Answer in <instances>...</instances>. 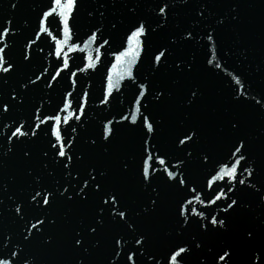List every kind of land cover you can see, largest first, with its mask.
I'll return each instance as SVG.
<instances>
[{
	"label": "water",
	"instance_id": "obj_1",
	"mask_svg": "<svg viewBox=\"0 0 264 264\" xmlns=\"http://www.w3.org/2000/svg\"><path fill=\"white\" fill-rule=\"evenodd\" d=\"M0 264H264V0H0Z\"/></svg>",
	"mask_w": 264,
	"mask_h": 264
},
{
	"label": "snow or ice",
	"instance_id": "obj_2",
	"mask_svg": "<svg viewBox=\"0 0 264 264\" xmlns=\"http://www.w3.org/2000/svg\"><path fill=\"white\" fill-rule=\"evenodd\" d=\"M137 35H140V33H137ZM61 155H63V153H61ZM233 171H235L234 169H233ZM232 173L230 172V173H228V175H231ZM215 222V221H214Z\"/></svg>",
	"mask_w": 264,
	"mask_h": 264
}]
</instances>
